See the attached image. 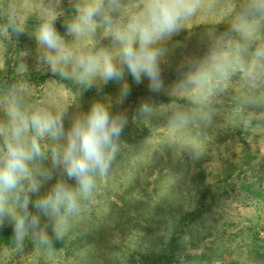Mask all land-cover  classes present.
Wrapping results in <instances>:
<instances>
[{
    "label": "rangeland",
    "instance_id": "1",
    "mask_svg": "<svg viewBox=\"0 0 264 264\" xmlns=\"http://www.w3.org/2000/svg\"><path fill=\"white\" fill-rule=\"evenodd\" d=\"M83 2L0 0V121L13 86L29 107L63 109L66 128L98 99L128 117L109 173L70 218L63 246L0 247V264H264V0H189L195 11L159 45L163 88L127 77L122 104L117 82L84 89L41 62L35 33L49 5L75 48L116 47L102 24L79 38L65 31ZM119 3L115 19L126 23L145 0ZM13 9L19 31L8 25ZM61 177L56 170L41 192ZM41 228L53 235L42 215Z\"/></svg>",
    "mask_w": 264,
    "mask_h": 264
},
{
    "label": "clouds",
    "instance_id": "2",
    "mask_svg": "<svg viewBox=\"0 0 264 264\" xmlns=\"http://www.w3.org/2000/svg\"><path fill=\"white\" fill-rule=\"evenodd\" d=\"M195 8L189 0H145L141 11L120 23L114 16L120 9L119 0H85L77 6L71 22L64 25L65 31L79 38L95 33L102 24L116 47L93 45L82 50L69 44L57 30L56 8L43 7L35 33L41 62L52 73L75 79L84 89L117 82L116 103L122 104L131 92L127 77L137 85L146 79L149 91L158 93L164 86L160 42L174 34ZM8 25L20 30L15 9L9 14ZM257 56H264V52L258 51ZM195 78L202 79L203 74ZM9 93L5 119L0 121V225L7 222L12 226L18 249L29 235L50 245L47 231L41 228V215L52 221L53 235L61 239L70 218L79 215L84 202L91 199L97 178L109 173L128 117L123 112L113 113L111 101L98 99L87 112L74 115L66 128L63 109L54 113L43 106L29 107L23 90L16 86ZM152 110L148 103L139 108L141 114ZM176 119L187 117L178 115ZM56 170L75 184L61 177L42 193Z\"/></svg>",
    "mask_w": 264,
    "mask_h": 264
},
{
    "label": "trees",
    "instance_id": "3",
    "mask_svg": "<svg viewBox=\"0 0 264 264\" xmlns=\"http://www.w3.org/2000/svg\"><path fill=\"white\" fill-rule=\"evenodd\" d=\"M5 77H2V79H4ZM48 236L51 240L50 245L40 244L37 241H34L33 238L29 235L28 237L25 238L22 250H26L28 248L29 250H32V248H35V247L47 248V247H62L63 246L64 243L61 239L57 240L54 237V235H51V234H49ZM0 247H6V248L16 247L18 249L15 239H14V233H13L12 226L9 224L0 225Z\"/></svg>",
    "mask_w": 264,
    "mask_h": 264
}]
</instances>
